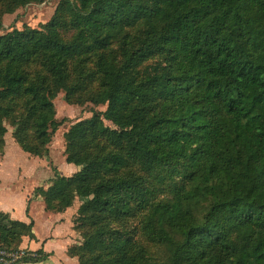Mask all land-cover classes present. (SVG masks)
Here are the masks:
<instances>
[{"label":"trees","instance_id":"obj_1","mask_svg":"<svg viewBox=\"0 0 264 264\" xmlns=\"http://www.w3.org/2000/svg\"><path fill=\"white\" fill-rule=\"evenodd\" d=\"M74 1L60 8L71 38L58 15L45 30L0 35V102L25 99L34 137L47 144L57 125L51 90L44 77L29 81L23 64L40 57L67 87L68 63L83 73L94 54L102 87L96 102L106 109L65 137L66 161L80 168L34 193L54 212L85 197L79 212L95 221L145 210L142 231L167 257L155 260L135 237L104 225L68 253L79 264H264V0ZM137 22L144 28L136 44L128 28ZM113 41L118 52L104 53ZM152 58L153 68L137 69ZM18 132L22 151L35 153ZM158 193L165 194L156 200ZM32 226L0 211V250L18 251ZM84 247L99 252L85 261L74 251ZM47 257L28 251L15 264Z\"/></svg>","mask_w":264,"mask_h":264},{"label":"rangeland","instance_id":"obj_2","mask_svg":"<svg viewBox=\"0 0 264 264\" xmlns=\"http://www.w3.org/2000/svg\"><path fill=\"white\" fill-rule=\"evenodd\" d=\"M66 1L67 0H0V35H3L14 28L23 29L26 26L38 30H45V25L54 18V16L58 15L60 20L63 21L61 31L64 38H71L74 35V30L71 26L69 17L67 16L68 13L61 12L60 10L61 5ZM69 1L71 4L75 2L74 0ZM143 28V22H137L133 27L128 28L132 36L135 37L134 41L136 44L143 39ZM118 46L119 42L113 41L109 49H106L103 52H118ZM113 53L114 52L111 54ZM155 59L156 58H152L144 61L137 67V69L141 72L145 69L149 70L150 68H153L156 65ZM82 68L84 70L83 73L79 72L75 67V60L68 63L66 69V75L68 78L65 85L68 88L70 87V91H66L67 87H63L62 84L56 82L42 66V60L40 57H34L29 63L23 64L22 69L32 78L29 81L37 82L38 78L44 77V80L39 81H42V83L48 86L51 90V101L55 111V121L57 125L55 130L51 133L50 141L45 145H40L32 132L31 122L29 121V116L27 114L26 100L12 98L0 102V126L4 129V145L1 148L2 150L5 149V141L7 140L9 146L10 144H13L14 146L10 149L22 152L24 161L28 157L34 158L38 162L40 159L42 162L41 166H46L47 170L50 169L53 176L59 174V170L63 171V166L66 164L74 165L75 169L73 172H63L65 176L74 174L80 168V166H76L74 163L66 161V156L69 153L66 151L65 137L72 125L78 121L90 118L95 112H103L106 109V104L96 102L98 94L102 91L101 73L97 68L96 56L92 53L89 54L88 59ZM103 123L106 126L114 128L108 121L104 120ZM17 129L19 130L18 138H20V140H22V142L35 153L28 154L22 151L14 140V135ZM1 146L2 145L0 144V147ZM80 152L82 153L83 150H80ZM129 169H134L145 175V178L148 177L138 165L132 164ZM148 180H152V178L148 177ZM164 194L165 193H158L156 200L161 199ZM86 199L87 198L85 197L75 196L70 206L63 209L68 210L75 236L71 247H81L85 238H92L97 232V227L104 225L111 230L118 229L123 233L135 237L138 242L143 245L148 255L155 260L162 261L166 259L167 251L165 247L161 244H156L150 241L142 231V220L146 215L145 210L134 209L132 215L121 219H112L101 215V218L95 221L88 215L90 212L86 211L87 214L79 212L80 206L86 201ZM74 251L75 253L82 255V259L86 261L94 253L99 252V249L89 251L84 247L81 250L78 248Z\"/></svg>","mask_w":264,"mask_h":264},{"label":"crops","instance_id":"obj_3","mask_svg":"<svg viewBox=\"0 0 264 264\" xmlns=\"http://www.w3.org/2000/svg\"><path fill=\"white\" fill-rule=\"evenodd\" d=\"M5 142V149L0 153V211L12 220L32 221V237L23 236L19 249L42 250L48 254L45 261L26 264H79L77 257L68 253L75 237L68 210L47 211L42 197L34 193L35 188L48 186L53 177L51 170L41 166L40 159L38 162L28 157L24 161L22 152L10 149L13 144L9 146ZM63 167L59 174L75 169L72 164Z\"/></svg>","mask_w":264,"mask_h":264},{"label":"built area","instance_id":"obj_4","mask_svg":"<svg viewBox=\"0 0 264 264\" xmlns=\"http://www.w3.org/2000/svg\"><path fill=\"white\" fill-rule=\"evenodd\" d=\"M28 254L27 250L19 249L18 251L0 250V264H15V261Z\"/></svg>","mask_w":264,"mask_h":264}]
</instances>
